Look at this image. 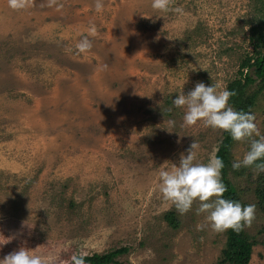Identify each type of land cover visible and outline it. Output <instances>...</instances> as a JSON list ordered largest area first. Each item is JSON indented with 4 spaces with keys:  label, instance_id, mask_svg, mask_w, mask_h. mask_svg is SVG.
<instances>
[{
    "label": "rangeland",
    "instance_id": "374dc122",
    "mask_svg": "<svg viewBox=\"0 0 264 264\" xmlns=\"http://www.w3.org/2000/svg\"><path fill=\"white\" fill-rule=\"evenodd\" d=\"M100 2L97 11V0H33L17 11L0 0V234L13 237L0 259L20 247H127L118 264H219L226 231H212L198 202L179 213L159 173L194 141L197 162L216 155L224 131L186 126L173 101L197 82L227 90L251 50L258 0H172L167 12L152 0ZM85 36L93 47L80 54ZM252 114L264 135V91ZM249 149L234 141L232 165ZM260 175L255 165L229 173L256 210L250 264H264Z\"/></svg>",
    "mask_w": 264,
    "mask_h": 264
},
{
    "label": "clouds",
    "instance_id": "9594fccd",
    "mask_svg": "<svg viewBox=\"0 0 264 264\" xmlns=\"http://www.w3.org/2000/svg\"><path fill=\"white\" fill-rule=\"evenodd\" d=\"M171 3L172 0H152V8L167 12ZM55 4L56 0H48L47 6L52 7ZM8 5L13 10H26L32 7L33 0H8ZM95 7L97 11L103 8L100 0H97ZM174 10L182 11L179 8ZM95 34L93 29L89 35ZM75 47L78 53L84 54L92 49L93 44L89 37L85 36ZM231 95L228 90H219L217 85L208 86L197 82L195 88L187 94L179 93L173 103L175 107L185 109L183 120L186 126H195L202 122L205 127L230 133L235 141L250 142V149L242 159L233 163V168L255 165L259 171H264V164H257V161L264 160V135L255 122L254 114L237 111L229 104ZM198 147L194 141L187 154H181L178 165H174L170 170L160 171V192L163 199L174 205L181 214L191 211L193 204L198 202L197 214H205L212 231L216 233L229 229L240 232L250 227L255 219V206H245L224 198L227 188L222 180V169L225 166L223 160L213 154L207 163L197 162ZM197 227L200 229L202 226ZM12 239L13 237L0 234V248ZM39 247H20L0 259V264H65V255L68 256L67 264H86L83 255L71 253L67 248L58 252L42 253Z\"/></svg>",
    "mask_w": 264,
    "mask_h": 264
},
{
    "label": "trees",
    "instance_id": "16d2710c",
    "mask_svg": "<svg viewBox=\"0 0 264 264\" xmlns=\"http://www.w3.org/2000/svg\"><path fill=\"white\" fill-rule=\"evenodd\" d=\"M256 14L254 19L249 22L251 24L248 36L251 50L244 53L239 59L238 70L233 79L228 82L227 90L232 93L229 104L237 111L252 113L255 101L264 91V0H258ZM224 137L221 141L216 155L224 162L222 169V180L227 191L224 198L233 200L247 206L241 197V191L231 181L229 173L232 169V147L234 141L231 134L223 133ZM257 164H264V160L257 161ZM257 180L256 196L261 202L264 210V171ZM166 220L173 228L179 227L176 214L167 212ZM261 234L264 235V226L261 227ZM257 244L255 237L251 236L246 228L240 232L234 230L226 231V242L221 250L219 264H250L253 247ZM127 247L112 249L104 253H93L85 255L87 264H118L116 258L118 255L126 252Z\"/></svg>",
    "mask_w": 264,
    "mask_h": 264
}]
</instances>
